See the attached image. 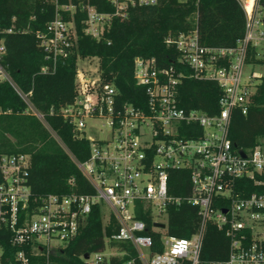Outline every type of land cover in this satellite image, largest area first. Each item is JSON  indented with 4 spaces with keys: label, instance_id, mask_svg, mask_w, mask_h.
Instances as JSON below:
<instances>
[{
    "label": "built area",
    "instance_id": "1",
    "mask_svg": "<svg viewBox=\"0 0 264 264\" xmlns=\"http://www.w3.org/2000/svg\"><path fill=\"white\" fill-rule=\"evenodd\" d=\"M48 1L55 4V16L46 30L36 34L55 65L60 57L69 56L77 41L76 14L84 13V32L101 39L113 18L125 19L132 7L158 3L110 0L114 10L100 11L91 0ZM238 1L246 23L235 45L203 44L197 27L166 38L176 46L181 64L190 69V78L219 86L217 113L181 105L180 86L188 76L184 71L174 64L160 68L154 59L137 57L134 76L145 88L143 104L123 101L99 69L94 71L99 73L95 78L92 71L78 69L75 100L59 112L78 136L90 141L86 160L72 158L93 191L36 195L29 183V155H0V228L7 229L11 243L20 247L16 263L11 264H31L34 255L49 260L78 236L97 205L104 224L114 218L118 231L107 237L105 249L89 253V258L83 255L87 264L125 256L123 264H264V191L245 195L242 182L248 178L264 185V139L245 150L235 147L231 137L234 111L247 114L264 76L254 69L264 66V0ZM4 52L0 44V53ZM3 79L18 90L0 62ZM30 107L44 120L43 114ZM88 119L105 121L109 136H88ZM173 170L189 171L188 193L171 192ZM185 203L198 207L200 227L189 237H179L168 231V210ZM106 207L109 212L104 221ZM209 223L224 230L230 240L228 256L222 260L203 258ZM154 232L160 234L162 249H153ZM111 241L129 246L119 249L110 246ZM0 264H6L2 247Z\"/></svg>",
    "mask_w": 264,
    "mask_h": 264
},
{
    "label": "trees",
    "instance_id": "2",
    "mask_svg": "<svg viewBox=\"0 0 264 264\" xmlns=\"http://www.w3.org/2000/svg\"><path fill=\"white\" fill-rule=\"evenodd\" d=\"M91 3L100 11L114 10L110 0H91ZM55 12V4L48 0H0V44L5 46L0 62L22 93L8 79L0 81V155H29V183L36 195L93 191L72 158L73 155L86 160L90 141L78 136L59 114L75 100L78 58L98 57L103 79L115 85L123 101L136 104L146 100L145 88L138 85L134 76L136 58L154 59L160 68L174 64L188 75L180 86L181 105L213 115L219 110V86L213 81L190 78V69L181 64L176 46L167 43L166 38L197 27L203 44L231 46L243 37L246 23L245 11L238 0H199L198 3L158 0L155 5L130 8L125 19L113 18L105 36L96 39L84 32V13H78L77 41L69 56L60 57L55 65L47 58L36 34L46 30ZM9 28L13 31L9 32ZM30 106L43 114L44 120ZM231 137L235 147L245 150L264 139V76L257 84L247 114L234 111ZM189 174L188 170H173L171 192L188 193ZM242 182L245 195L264 191V185H256L253 180L244 178ZM142 218L151 226L149 219ZM167 224L169 233L191 236L200 227L198 207L189 203L170 206ZM117 231L115 219L105 225L100 206H94L76 238L52 253L49 260L44 255L32 256L31 264L48 261L49 264H87L83 255L105 249L107 237ZM10 238V232L0 228V247L6 264L16 263L20 249ZM154 238L153 249H162L160 234L154 232ZM110 246L123 249L129 244L111 241ZM229 247L226 232L209 223L204 235L203 258L222 260L228 256ZM126 258L112 257L102 264H123Z\"/></svg>",
    "mask_w": 264,
    "mask_h": 264
},
{
    "label": "rangeland",
    "instance_id": "3",
    "mask_svg": "<svg viewBox=\"0 0 264 264\" xmlns=\"http://www.w3.org/2000/svg\"><path fill=\"white\" fill-rule=\"evenodd\" d=\"M77 66H78V69L85 70L88 72L92 71V76L95 78V77H98L99 75L98 72H94V71L96 69H99L100 59L96 56L95 57L94 56L81 57V58H78ZM247 69L249 70L250 67ZM254 69L259 70L264 73V66H255ZM105 123L106 122L103 120L88 119L87 121L88 126L86 130L88 136H93L94 138H105L109 136L110 129L106 126ZM104 212H105L104 221H106L109 209L106 207Z\"/></svg>",
    "mask_w": 264,
    "mask_h": 264
},
{
    "label": "water",
    "instance_id": "4",
    "mask_svg": "<svg viewBox=\"0 0 264 264\" xmlns=\"http://www.w3.org/2000/svg\"><path fill=\"white\" fill-rule=\"evenodd\" d=\"M241 153H243L244 154V152L242 151ZM85 258H89V253H86L85 255Z\"/></svg>",
    "mask_w": 264,
    "mask_h": 264
}]
</instances>
